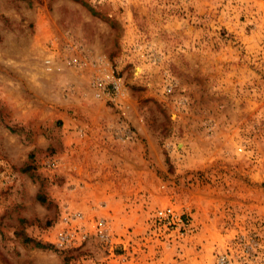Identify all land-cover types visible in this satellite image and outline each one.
Masks as SVG:
<instances>
[{
    "label": "rangeland",
    "instance_id": "1",
    "mask_svg": "<svg viewBox=\"0 0 264 264\" xmlns=\"http://www.w3.org/2000/svg\"><path fill=\"white\" fill-rule=\"evenodd\" d=\"M0 264H264V0H0Z\"/></svg>",
    "mask_w": 264,
    "mask_h": 264
},
{
    "label": "crops",
    "instance_id": "2",
    "mask_svg": "<svg viewBox=\"0 0 264 264\" xmlns=\"http://www.w3.org/2000/svg\"><path fill=\"white\" fill-rule=\"evenodd\" d=\"M116 194H118V192L109 189L108 191H105L104 193H102L101 195L103 196V198L105 199V202L108 204L109 202H114L116 201ZM98 196L97 193H92L91 197H89L90 203L89 205H96Z\"/></svg>",
    "mask_w": 264,
    "mask_h": 264
},
{
    "label": "built area",
    "instance_id": "3",
    "mask_svg": "<svg viewBox=\"0 0 264 264\" xmlns=\"http://www.w3.org/2000/svg\"><path fill=\"white\" fill-rule=\"evenodd\" d=\"M163 216H164V215L161 214L159 217H163ZM166 216H167V217H169V216L172 217L170 213H169L168 215H166ZM60 238H61L62 240L66 239V237H64V236H61Z\"/></svg>",
    "mask_w": 264,
    "mask_h": 264
}]
</instances>
